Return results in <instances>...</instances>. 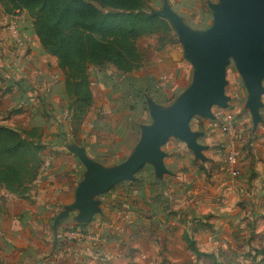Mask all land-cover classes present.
I'll return each mask as SVG.
<instances>
[{
  "label": "crops",
  "instance_id": "0c3cea01",
  "mask_svg": "<svg viewBox=\"0 0 264 264\" xmlns=\"http://www.w3.org/2000/svg\"><path fill=\"white\" fill-rule=\"evenodd\" d=\"M162 2L151 0L155 8H161ZM166 2L190 29L202 31L210 26L208 21L212 17L207 4L213 1L206 2L208 13L200 0ZM0 14L8 17L1 4ZM19 15L29 47L28 62L21 64V76L31 86L16 82L19 63L8 53V41L1 39L4 35L0 30V126L18 131L38 129L44 145V166L24 193L15 195L0 188V264H250L253 258L258 261L261 255L256 256V252L264 250V192L260 186L264 173V93L260 98L261 122L255 126L245 108L247 93L242 82L244 91L240 99L230 100L226 108L212 112L214 119L199 118L196 129L191 130L201 133L197 142L206 147L202 151L204 161L195 159L186 145L176 139L180 145L170 151L161 147L168 172L162 178H157L153 171L138 182L137 174L144 168L140 169L122 192L111 189L95 198L99 211L88 223H78L75 211L56 222L63 208L74 201L75 188L85 168L68 150V144H74L75 130L70 121H61L59 117L63 111L58 109V100L63 99L64 108L67 105L63 73L56 58L41 46L29 18L24 13ZM148 38L143 36L137 42ZM174 44L179 45L176 41L162 48L157 46L152 59L143 57L139 70L164 69L175 82L182 83L191 67L183 60L180 45L179 48ZM114 101L116 105L107 111V119H125V135L118 142L113 134L116 142L107 148L112 152L126 151L133 139V119L142 116L143 102L135 99L126 106L123 98ZM146 115L148 125V111ZM105 124L111 128L112 124ZM140 126L137 125L139 130ZM91 128L87 131L82 126L80 132L93 131L96 135L101 124ZM234 132L241 133L237 147L241 176L236 180L226 174L224 162L225 144ZM135 144L129 148L128 156ZM76 146L90 160L102 165L101 159L87 147ZM174 151L182 154V160H172L168 166L165 161ZM71 227L98 232L105 237L104 243L98 249L69 240L64 233L61 236V228ZM184 234L192 238L195 249L202 254L198 258L187 249Z\"/></svg>",
  "mask_w": 264,
  "mask_h": 264
},
{
  "label": "water",
  "instance_id": "95a60500",
  "mask_svg": "<svg viewBox=\"0 0 264 264\" xmlns=\"http://www.w3.org/2000/svg\"><path fill=\"white\" fill-rule=\"evenodd\" d=\"M207 8L212 21L202 31L187 27L166 0L160 9L144 12L148 17L158 16L169 23L182 49V58L191 67L190 82L168 107L144 97L151 123L140 126L137 143L120 164L104 167L90 160L82 148L68 144V150L77 156L85 172L75 188L74 201L63 208L56 222L75 211L78 223H88L99 211L95 198L122 182H133L135 174L145 165H150L155 176L162 178L168 172L161 147L170 138L184 143L195 159L204 161L202 151L206 147L197 142L201 133L192 131L189 124L194 117L214 119L211 110L214 106L226 108L229 98L224 94L225 70L230 60L246 90L245 108L253 125L261 122L264 0H216L208 3Z\"/></svg>",
  "mask_w": 264,
  "mask_h": 264
},
{
  "label": "trees",
  "instance_id": "16d2710c",
  "mask_svg": "<svg viewBox=\"0 0 264 264\" xmlns=\"http://www.w3.org/2000/svg\"><path fill=\"white\" fill-rule=\"evenodd\" d=\"M92 2L110 11L101 13ZM0 4L5 15L24 13L43 49L56 58L64 76L66 113H71L77 125L94 103L91 66L109 64L124 77L142 65L143 57L136 45L139 38L158 36L159 48L176 43L165 19L144 14V0H0ZM43 150L38 129L18 131L0 126V188L15 195L24 193L42 169ZM184 238L196 258L202 255L191 237L184 234ZM255 255L261 258H253L250 264H264V250Z\"/></svg>",
  "mask_w": 264,
  "mask_h": 264
},
{
  "label": "rangeland",
  "instance_id": "374dc122",
  "mask_svg": "<svg viewBox=\"0 0 264 264\" xmlns=\"http://www.w3.org/2000/svg\"><path fill=\"white\" fill-rule=\"evenodd\" d=\"M201 6L204 8L205 12H207L206 9V2L207 1H213L216 2V0H200ZM92 4L96 7V9L101 13H107L110 10L102 8L98 3L92 2ZM144 6L145 11L149 13L151 10L160 9V5L158 7H153V4L151 3V0H144ZM208 13V12H207ZM21 17L19 14L14 16H4L3 14H0V30L1 33H3V37L1 39L5 38L8 41L7 49L8 53L11 54L13 58H15L18 61L16 71V78L17 81H20V83L25 86H31L30 81L26 78H23L21 75L23 74L21 71V68L23 65L22 63H27L28 58L26 55L29 53V47L27 45V42L24 38L23 31L21 28ZM210 21H208V25L210 24ZM14 24V25H13ZM9 25H13V28L17 30L20 34L21 41L23 45L20 47L17 46L12 36L15 35L13 31L9 28ZM161 34L159 35L160 38ZM158 36H153L148 39L141 40L137 42V47L139 52L142 54V57H144L146 60L152 59L151 56H153V52L156 51L157 46L159 45L157 42ZM155 40V42L153 41ZM156 44V45H155ZM169 45V44H168ZM175 45V44H174ZM176 47H179V45H175ZM154 48V50H153ZM180 48V47H179ZM24 58V59H23ZM22 73V74H21ZM120 76V77H119ZM162 76H166L168 79V85L164 90H157L155 89V84L161 78ZM89 77L91 81V89L94 96V103L90 110H88L87 115L84 117L82 122L77 125L73 120H71V113L68 112V118L70 121V125L73 130H75L74 140L73 143L79 146L87 147L88 151L93 153L96 157L101 159V163L104 167H113L115 165L120 164L124 159L128 156L129 148L131 149L133 147V144L138 139L140 130L138 129L137 125H145L149 123V118L147 117V107H146V101L145 96H149L156 104L162 106V107H168L171 105V103L175 100L177 95L181 93L190 82L191 77V71L189 68L188 74L186 79L180 83L175 82L172 77H170L167 72H165L164 69L157 70L156 68H145L141 69L139 71H136L134 73H131L127 76L122 77L119 75V73L115 70V68L111 65H105L102 68L93 67L91 66L89 68ZM225 80L226 85L224 87V94L226 97L229 98V101H235L237 98L240 99V97L243 96V89L241 86V79L239 75L237 74L232 60L229 61L228 66L225 70ZM242 93V94H241ZM150 94V95H149ZM120 98H123L126 106L127 104H130L131 102H134L135 99H142V110L141 114L142 116L138 118L133 119L134 121V129H133V139L131 140L130 145H127L126 151H118V152H112L110 149L107 148L112 146L113 142H116V139L113 140L114 135L118 138V142H121L123 140V136L125 135V127L123 125V121L125 119H122V117L115 116L114 119L111 121H108V115L107 111L109 109H112V106L115 107V101ZM58 109H62L63 112H60V117L63 113L66 112V107L63 99L58 100ZM132 109V106H130V110ZM212 112H219L218 107H212ZM68 120V121H69ZM199 117H194L190 121V128L196 129L195 125L196 122H198ZM65 121V122H68ZM55 124H58L57 121H53ZM64 122V123H65ZM110 123L111 128L108 124ZM54 123L51 125L53 126ZM64 123H61L62 125ZM97 123L101 124V130H99L96 135H94L93 131H89L86 134L80 132V128L83 126V130H89V128L97 126ZM122 123V124H121ZM106 127V134H105V126ZM117 128V129H116ZM124 128V129H123ZM92 129V128H91ZM111 130V131H110ZM112 132V133H111ZM116 132V134H115ZM114 134V135H113ZM86 135V138H85ZM106 135V138H105ZM84 137L83 141L78 140L79 137ZM94 136V137H91ZM180 145V143L174 139L170 138L168 139L165 144L163 145L162 149L165 151H170L171 147ZM92 149V151H91ZM175 153H171V155L166 159L165 163L169 166L170 162L172 160H182V154H179L178 152L174 151ZM40 157L43 159V153L40 154ZM188 161L191 160L190 156L188 155L186 158ZM44 161V159H43ZM44 166V163H43ZM144 168V169H143ZM140 172L137 174V179L140 182L145 178L146 176H149L153 172V168L150 165H145ZM150 173V174H149ZM137 183V182H136ZM128 182H122L112 188V191L114 192H122ZM2 198V197H0ZM69 226H73L72 222H69ZM72 228V227H71ZM70 228H61V236L62 234L69 231ZM80 230V229H79ZM83 231V230H82ZM85 234H89V237H98L102 242L104 243V238L102 234H99L98 232H92V231H85ZM88 236V235H87ZM84 242V241H83ZM85 244H88L91 247H95L93 245L92 241H85ZM191 260V259H190ZM189 264H193L191 261H189Z\"/></svg>",
  "mask_w": 264,
  "mask_h": 264
},
{
  "label": "built area",
  "instance_id": "2783aa9c",
  "mask_svg": "<svg viewBox=\"0 0 264 264\" xmlns=\"http://www.w3.org/2000/svg\"><path fill=\"white\" fill-rule=\"evenodd\" d=\"M13 25H9V28L13 31V33H15V35L12 36V38L14 43L20 47L21 45H23V43L21 41L19 32L13 28ZM167 79L168 78L166 76H162L161 78H159V80L155 84V89L164 90L168 85L169 79L168 80ZM60 118L61 120L66 121V119L68 118L67 113L66 112L63 113ZM240 139H241V133L234 132L233 135L228 137L227 143L225 144V159H224L225 172L232 180H236L241 176V170L239 169V154L237 150ZM260 186L264 192V173L260 178ZM65 237L68 238L69 240H77L79 242L92 241L93 245L98 249L103 244L100 238L96 236L89 237V234H85L84 231L79 229H74L66 232Z\"/></svg>",
  "mask_w": 264,
  "mask_h": 264
}]
</instances>
